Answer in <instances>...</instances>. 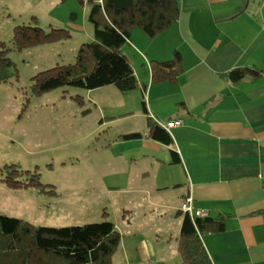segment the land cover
<instances>
[{"label": "crops", "instance_id": "0c3cea01", "mask_svg": "<svg viewBox=\"0 0 264 264\" xmlns=\"http://www.w3.org/2000/svg\"><path fill=\"white\" fill-rule=\"evenodd\" d=\"M179 4V19L173 26L154 39L138 34L132 38L139 45L133 39L125 45L140 55V69L136 59L124 53L139 90L145 92L144 115L166 129L173 144L149 139V130L131 140L123 133L117 144L121 156L128 150L144 151V159L155 161L154 166H173L182 176L172 172L171 183L147 190L148 205L162 214L151 221L127 222L130 227L122 233L114 263L120 253L125 264H180L183 216L176 213L190 198L195 210L225 217L223 231L202 234L213 264H264V0H179ZM175 51L183 58L177 82H153L150 62L171 60ZM236 69H251L258 75L234 82L228 74ZM176 121L181 124L164 127ZM169 184L184 185L182 201L173 203L160 193L153 198Z\"/></svg>", "mask_w": 264, "mask_h": 264}, {"label": "rangeland", "instance_id": "374dc122", "mask_svg": "<svg viewBox=\"0 0 264 264\" xmlns=\"http://www.w3.org/2000/svg\"><path fill=\"white\" fill-rule=\"evenodd\" d=\"M90 12L91 5L80 0H0V42L11 48L9 57L18 71V79L0 83V178L3 168L14 164L23 172L39 174L40 181L57 193H41L36 187L13 189L0 181V215L46 227L107 219L125 235L129 220L137 224L162 214L148 205L147 190L171 183L172 172L182 176L173 166H154L155 161L144 159V151L128 150L122 156L119 152L117 142L123 133L149 130L142 109L145 92L123 93L109 85L32 93L35 75L75 63L82 44L93 41ZM18 25H37L47 32L66 29L71 37L18 51L13 45ZM138 34L143 33L136 29L132 37ZM134 50L125 46L121 53L129 52L140 69L143 60ZM169 185L161 186L165 189L153 193V198L160 193L173 203L182 201L184 185ZM114 264H125L122 254Z\"/></svg>", "mask_w": 264, "mask_h": 264}, {"label": "trees", "instance_id": "16d2710c", "mask_svg": "<svg viewBox=\"0 0 264 264\" xmlns=\"http://www.w3.org/2000/svg\"><path fill=\"white\" fill-rule=\"evenodd\" d=\"M91 5L89 21L94 25V39L80 47L76 62L56 66L42 71L32 78L33 95L65 87H79L87 90L115 85L127 93L140 89L139 81L129 59L121 49L132 41V35L139 29L148 39L173 26L179 19V0H80ZM71 37L66 29L45 31L39 26L18 25L14 29L15 50L45 43L59 42ZM11 48L0 42V83L18 79L15 63L9 57ZM182 55L175 51L171 60L150 62L153 82H177L183 72ZM248 74L258 75L251 69H236L228 76L234 82ZM80 104L81 98H74ZM142 109L147 113L146 103ZM147 137L171 146L173 139L169 132L148 120ZM141 133L124 135L127 140L142 138ZM175 155V163L179 157ZM16 165H6L0 181L13 189L36 187L41 193L56 195L49 184H43L36 172L31 177L24 175ZM52 187V186H50ZM108 214V213H107ZM106 214V215H107ZM178 251L180 264H213L204 245L202 234L221 232L225 229V217H195L184 213ZM123 235L116 224L106 219L101 223H91L71 227L35 226L23 219L0 215V264H114Z\"/></svg>", "mask_w": 264, "mask_h": 264}, {"label": "built area", "instance_id": "2783aa9c", "mask_svg": "<svg viewBox=\"0 0 264 264\" xmlns=\"http://www.w3.org/2000/svg\"><path fill=\"white\" fill-rule=\"evenodd\" d=\"M180 124H181L180 121H176V122H173V123H169L168 125H164V127L165 128H170V127L177 126V125H180ZM182 211L184 213L190 214V216L192 218H195L196 216L197 217H206L207 216V213L206 212L199 211V210H195L193 208V206H192V200L190 198L186 200L185 204L182 207Z\"/></svg>", "mask_w": 264, "mask_h": 264}]
</instances>
